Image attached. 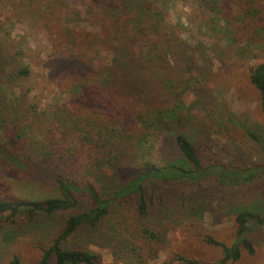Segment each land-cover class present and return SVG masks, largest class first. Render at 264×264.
I'll use <instances>...</instances> for the list:
<instances>
[{"label":"trees","instance_id":"obj_1","mask_svg":"<svg viewBox=\"0 0 264 264\" xmlns=\"http://www.w3.org/2000/svg\"><path fill=\"white\" fill-rule=\"evenodd\" d=\"M45 1L50 16L45 18L41 10L35 13L42 18L41 30L51 35L53 49L41 65L44 79L31 82L34 65L23 61L27 50L21 46L5 62H18V69L4 79L21 89L22 98L39 87L34 100L39 103L44 99L42 112L38 113L35 104L27 111L46 133L48 141L42 143L48 151L44 155L49 167L36 164L37 155L23 152L16 141L17 150L6 149L28 166L29 175L50 179L57 193L41 200L0 201V230L40 222L50 227L58 220L61 229L41 249L38 264H48L51 257L55 264H98V254L87 247H63L75 235H89V241L110 244L113 264H149L162 252L168 257L162 264H199L173 247L169 233L181 223L198 224L212 209L216 196L208 180L220 185L243 183L257 176L254 172L260 169L264 179V160L241 169L222 163L204 164L194 140L184 133H171L178 158L170 157L159 165L150 159L140 161L139 154L155 134H160V126L181 120L179 113L186 109L182 92L174 106L161 109L156 105L162 92L175 87L169 77L173 68L168 57L177 65L186 64L190 76L194 66L201 71L198 62L210 66L214 58L219 68L228 70L246 56L254 42L264 38L258 3ZM231 1L237 3V10L230 8ZM186 6H190L191 16L186 19L188 23H183ZM91 21L99 26V32L78 35L71 26ZM203 29L205 41L198 38ZM183 33L189 38L184 39ZM208 43L222 46L220 56L215 57ZM135 46L140 58L133 51ZM247 72L249 83L258 93L264 120V64L251 65ZM187 81L185 89L192 82ZM49 85L57 89L55 95L48 93ZM240 129L253 142L261 140L245 124ZM262 143L264 157V138ZM245 174L248 176L243 178ZM230 213L234 223L230 245L211 236L204 238L207 245L221 250L215 264H234L243 253L254 255L250 235L264 229V218L254 207L234 208ZM10 264L21 263L14 256Z\"/></svg>","mask_w":264,"mask_h":264},{"label":"rangeland","instance_id":"obj_2","mask_svg":"<svg viewBox=\"0 0 264 264\" xmlns=\"http://www.w3.org/2000/svg\"><path fill=\"white\" fill-rule=\"evenodd\" d=\"M232 1L230 8L237 10L239 6ZM243 1L245 2L242 0L241 3ZM255 1L258 3L256 7L260 10L259 21L264 24V0ZM189 8L190 6L183 8L184 18L181 20L183 23H188L186 19L191 16ZM40 10L45 18L50 16L51 12L45 0H0V65L4 64L19 46L26 48L27 57L24 56L22 59L34 65V76L31 80L34 83H41L44 79V72L41 70L44 65H41L53 52L52 42L49 40L51 35L41 30L42 18L35 15ZM38 20L40 24L37 26ZM198 21L196 19L195 23ZM94 22L71 26L78 35H83L85 31L97 33L99 26ZM171 22L175 24L176 20L172 19ZM201 33L198 38L201 41L207 40L203 34L204 29ZM183 38L188 39V34L183 33ZM206 46L214 50L215 57L217 54L220 56L218 51L223 49L221 45L218 47L208 43ZM133 49L136 57L140 58L136 52L137 47ZM251 57L255 59L250 60ZM168 59L170 67L173 68L169 71V77L174 81L175 87L169 90L172 92L168 90L162 92L159 102L154 103L161 109L172 107L178 103L182 92L186 109L179 113L181 120L160 126V134H155L149 146L140 152V161L150 159L162 165L166 163L165 159L178 158L179 153L173 141V134L184 133L194 140L204 164L222 163L234 169L262 164L264 120L258 104V93L249 83L247 69L251 65L264 64V38L254 42L246 56L238 64L228 66V70L219 68L214 58V63L210 66H203L198 62L201 71L194 66L190 76L186 71V64L177 65L173 59L169 57ZM20 61L22 62L21 59ZM18 67L19 63L15 61L0 66V201L41 200L57 193L50 179L29 175L28 166L23 165L14 152L6 149V147L16 149L14 143L16 141L23 152L28 151L37 155L36 164L49 167L48 161H45L48 151L42 143V140H47L46 133L31 120L32 117L27 111L30 105L35 104L38 105V113L42 112L44 99L42 98L39 103L34 100L39 87L22 98L21 89L11 86L10 84L16 85L13 81L4 79L9 74H14ZM155 79L160 84L158 77L155 76ZM188 79L192 82L190 87L185 89ZM56 90L53 85L47 87L48 93L53 92L55 95ZM244 124L255 130L261 139L258 143L244 135L240 129ZM47 156L51 157L50 154ZM254 173L257 176L243 183L228 182L220 185L208 180L216 196L211 202L212 209L204 214L198 224L185 222L173 228L168 235L173 247L179 253L195 258L199 264H215L222 256L221 250L207 245L204 238L211 236L226 245L233 242L234 223L231 209L254 207L264 218V179L260 175L262 170ZM247 176L248 174H245L243 178ZM60 229L58 220L55 224L51 223L50 227L42 225L41 222L23 225L16 230L4 226L0 230V264H10L14 256L18 257L21 264H38L41 249L51 243ZM88 236L75 235L62 245L64 248L87 247L98 254V264H113L111 245L99 240L91 242ZM250 236L254 239V255L243 253L241 259L234 264H264V229L254 231ZM166 258L168 257L165 252H162L158 259L150 261L149 264H162ZM48 264H55L54 257L50 258Z\"/></svg>","mask_w":264,"mask_h":264}]
</instances>
